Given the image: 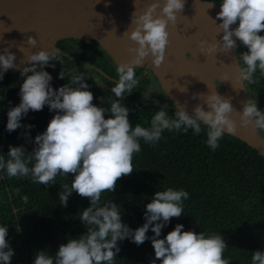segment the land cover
Masks as SVG:
<instances>
[{
	"label": "clouds",
	"instance_id": "clouds-1",
	"mask_svg": "<svg viewBox=\"0 0 264 264\" xmlns=\"http://www.w3.org/2000/svg\"><path fill=\"white\" fill-rule=\"evenodd\" d=\"M184 7L185 0H162V3L155 0L141 14L137 15L136 10L131 13V22L122 36L135 45L127 49L132 59L116 65L119 78L111 89L116 99L108 109L93 104L94 96L88 90L83 73H69L70 82L55 90L51 87L53 77L43 69L55 68L61 59L58 49L54 48L51 53L39 50L29 54L23 68L14 63L16 57L7 48L0 54V80L9 69L18 70L24 78L19 88V104L7 111L5 130L11 133L24 128L26 144L34 145L30 153H26L25 146L9 145L7 159L0 154V171H5L8 177L30 178L44 186L58 175L71 174L70 185L65 184L63 191L58 193L62 206H67L73 192L89 200V206L80 211L79 218L87 231L78 238L67 239L54 255L48 250L36 252L33 264H114L120 251L118 242L125 239L137 246L150 240L154 251L150 264L156 261L160 264H230L224 258L227 244L220 234L184 231L182 224H176L163 239L159 238L172 218L183 215V202L189 198L183 189L156 191L145 206V223L135 230L122 222L118 204L101 205L102 193H113L117 181L134 172L132 161L134 154L141 151L140 141L154 145L166 130L187 132L191 129L199 135L204 125L207 127L206 144L213 151L226 133L235 135L238 126L246 130L251 128L252 134L264 142V135H261L264 133V110L258 108L257 100L251 98L243 102L238 125L233 119L231 98L219 95L217 87L191 113L174 104L171 117L165 108H159L150 127L130 123L129 109L122 101L126 98L124 94H132L138 83L135 69L147 57L152 58L154 68L161 66L169 45L167 29L170 25L175 27L177 14L182 13ZM213 7L214 0H209L208 9ZM219 8L215 19H211L216 24L217 36L222 33L220 40L210 44L200 41L198 47L204 55L228 54L239 41L247 51L235 57V83L239 88L233 90L245 91L246 84L256 83L257 71L264 76V35L260 34L264 32V0H222ZM217 20L221 22L217 24ZM232 25L237 27L233 29ZM36 42L32 37L26 41L32 47ZM57 78L65 80L62 69ZM220 81H229V78L223 74ZM200 95L194 93L190 98L198 100ZM144 99H148V94ZM45 106L56 114L42 134L36 135L34 140L29 139L28 130L33 125H22L20 121L29 111L39 112ZM23 199L26 203L28 198ZM149 230L153 233L151 237L146 235ZM7 236L8 227L0 226V264H11L14 255ZM251 264H264V251L252 252Z\"/></svg>",
	"mask_w": 264,
	"mask_h": 264
},
{
	"label": "trees",
	"instance_id": "trees-1",
	"mask_svg": "<svg viewBox=\"0 0 264 264\" xmlns=\"http://www.w3.org/2000/svg\"><path fill=\"white\" fill-rule=\"evenodd\" d=\"M61 69L65 72V80L57 78ZM43 70L53 77L51 87L54 90L70 82L69 73H83L88 90L94 96L93 104L110 108L112 99L98 83L92 69L61 56L55 68ZM22 83V78L0 80V154L5 155V159L11 141L14 147L25 146L26 153L34 147L26 144L24 128L11 133L5 130L7 111L19 104ZM161 107L153 105L129 111L128 119L133 126L150 127L153 115ZM165 109L170 117L174 114V108ZM55 114L45 106L39 112L29 111L20 123L33 125L28 130V138L34 140L45 131ZM201 129L199 135L191 129L187 132L166 130L154 145L141 140V151L134 154L132 161L134 172L119 179L113 193H102L101 205L118 204L122 222L135 230L145 223V206L156 191L183 189L189 194L183 202V215L172 218L159 238L163 239L176 224H182L184 231L220 234L227 244L224 258L230 264H251V253L264 251V160L229 134L218 141L219 147L213 151L206 144L207 127L201 125ZM8 138L12 140L9 142ZM1 172L7 176L5 171ZM12 178L10 201L0 176V193L3 192L7 200L0 205V226L8 227L6 239L14 252L11 261L33 264L36 252L48 250L54 255L67 239L78 238L87 231L79 218L80 211L89 206V200L73 192L65 207L58 197L63 186L70 185L71 174L58 175L47 186L34 183L30 178ZM146 235L151 237L153 233L149 230ZM118 247L120 251L114 264H150L154 259L150 240L137 246L125 239L118 242Z\"/></svg>",
	"mask_w": 264,
	"mask_h": 264
},
{
	"label": "water",
	"instance_id": "water-1",
	"mask_svg": "<svg viewBox=\"0 0 264 264\" xmlns=\"http://www.w3.org/2000/svg\"><path fill=\"white\" fill-rule=\"evenodd\" d=\"M153 2L155 0H0V54L7 48L16 57L14 63L23 68L29 54L39 50L51 53L55 48L61 56L83 66L87 64L88 68L106 76L94 65L77 59L63 48L77 43L96 42L114 64L129 62L132 57L127 49L135 45L122 34L131 22V13L136 10L139 15ZM214 2L215 7L208 9L209 0H185L183 12L177 14L175 27L170 25L167 29L170 35L164 62L159 68H154L152 58L147 57L141 64L151 67L168 99L140 102L130 111L155 103L165 108H174L176 104V107L186 108L191 113L217 87L219 95L231 98L233 119L239 125L238 113L243 102L250 99V91L247 84L246 92L243 89L233 90L239 88L235 83L238 41L228 54L218 52L204 55L198 47L200 41L210 44L222 36V33L217 36L216 24L212 20L220 11L222 0ZM220 22L216 21L217 24ZM235 27L237 25L231 26L233 29ZM28 37L37 41L35 47L27 45ZM223 74L228 76L229 81H220ZM10 75L17 76L19 72L9 69L3 78ZM194 93H201L198 100L190 98ZM229 135L244 142L264 160V142L252 134L251 128L246 130L238 126L236 134ZM16 212L17 209H14Z\"/></svg>",
	"mask_w": 264,
	"mask_h": 264
},
{
	"label": "flooded vegetation",
	"instance_id": "flooded-vegetation-1",
	"mask_svg": "<svg viewBox=\"0 0 264 264\" xmlns=\"http://www.w3.org/2000/svg\"><path fill=\"white\" fill-rule=\"evenodd\" d=\"M260 34L264 35V32ZM63 49L68 54L76 57L77 59L83 62L94 65L97 69L105 73L106 76H103L100 72L92 69L94 73H96L95 78L98 81V83H100L101 85L105 87L110 98L114 97V94L112 93L111 89L115 87V83L119 78L116 72V64H114L113 60L102 50L101 46L98 43L96 42L77 43L74 45L65 46ZM246 51L247 49L244 48L238 41V47L236 50V54L238 55ZM135 72H136V79L138 83L133 88L132 94L129 95V93L127 92L124 94L126 98H124V100L122 101L123 105L126 106L129 109V111L132 106L137 105L140 102L146 103L147 101H150L156 98H159L162 100L168 99V95L160 87L157 77L154 75L150 66L143 64L137 67L135 69ZM5 78L13 79V80L16 78L18 79L22 78V80L24 79L23 77H20V75H17V76L10 75V76H6ZM254 79L256 80V83L247 84L249 91H250V99L251 98L253 100L256 99L258 108L260 110H264V76H261L259 71H257L255 73ZM147 94H148V99L145 100L144 95H147ZM153 105H158V104L150 103L149 105H146V107L153 106ZM143 107L146 108L145 106ZM143 107L139 108L138 110L143 109ZM262 134L264 135V133ZM11 140L12 139H9V142ZM9 145L14 146L13 141H11L8 144V150H9ZM0 176H1L2 185L7 191L8 200L11 201L12 197H11V193L9 190L12 189L13 178L5 176L3 172L0 173ZM6 202L7 200L4 198V193L3 192L0 193V205L5 204ZM11 264H16V263L14 261H11ZM17 264H20V263H17ZM23 264H28V262L24 261Z\"/></svg>",
	"mask_w": 264,
	"mask_h": 264
}]
</instances>
